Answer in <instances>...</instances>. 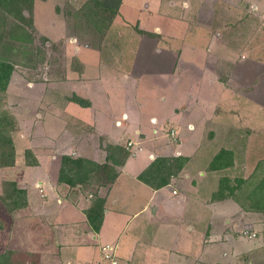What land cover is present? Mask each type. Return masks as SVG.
<instances>
[{
	"label": "crops",
	"instance_id": "obj_1",
	"mask_svg": "<svg viewBox=\"0 0 264 264\" xmlns=\"http://www.w3.org/2000/svg\"><path fill=\"white\" fill-rule=\"evenodd\" d=\"M249 4L264 13V0H123L114 22L132 31L117 33L115 39L110 36L118 45L104 52L75 42L78 66L68 72L67 83L91 104L42 99L44 107L50 104L53 111L67 112L68 118L75 119H69L61 143L100 162L106 160V142L133 151L119 167L116 180L98 188L97 193L106 198L99 231L86 214L93 198L84 184L59 180L60 154H50L42 146L33 151L37 163L19 159L16 165L3 167V172L32 171V179H24L30 186L26 207L14 213L8 228L0 226V252L15 250L17 264H28L32 255L39 261L36 264H110L103 257V246L111 244L117 254L115 264H227L228 258L234 264H264V212L248 208V182L234 194L213 200L220 177L236 176L227 170L231 166L208 168L221 147L236 154L243 148L250 153L252 147L264 146L261 139L258 145L253 142L260 135L256 131L264 133V103L249 95L236 99L244 87L232 88L216 76L221 66L234 71L232 64L245 55L240 46L245 40L237 45L230 35L235 32L233 25L242 31L250 26ZM142 28L151 34H142ZM103 40L111 41L108 34ZM52 84V90L59 86ZM158 84L165 87L167 94L161 99L170 98L172 111L166 119L148 120L144 112L158 94ZM48 123L52 132L64 129L54 126L55 119ZM165 124L170 140L162 132ZM41 131L48 129L42 126ZM206 135L226 138L228 144L212 152L206 149ZM159 155L189 158L167 184L155 187L139 174ZM262 157L257 164L247 157L241 162V173L246 177L256 169L252 177H263ZM9 177L27 188L18 178ZM3 210L10 216L9 210ZM246 226L254 227L252 239L240 231Z\"/></svg>",
	"mask_w": 264,
	"mask_h": 264
},
{
	"label": "rangeland",
	"instance_id": "obj_2",
	"mask_svg": "<svg viewBox=\"0 0 264 264\" xmlns=\"http://www.w3.org/2000/svg\"><path fill=\"white\" fill-rule=\"evenodd\" d=\"M102 1L105 2V0H33L30 8L26 6L24 7L23 13L27 18V21L24 22V26L32 33L33 39L28 43H23L21 49L16 52L14 59L17 62L15 63L12 79L9 87L2 95L0 103L2 107H5L13 113L17 123L16 129L13 130L12 134L18 158L15 163L10 166L16 165L19 159L29 163L27 161L28 155L26 150L30 149L33 153L36 148H41L42 146L46 151H50L48 153H58L61 157L63 154L67 153L62 152L64 149L70 152L73 156L82 155L81 153L75 154L73 150H71L72 148H65L61 143L62 138L60 135H63L62 137L66 139V132H63L69 125V119L70 121L75 119L73 118V120H71V116L68 118L67 112L59 114V111H53L50 104L44 107L42 99L46 97H57L59 99L63 98L67 101L72 96L71 94H74L67 83V76L68 72L70 75V71L74 70L72 68L78 66L74 48L75 42L77 43L78 41L81 45L88 44L95 48H104V52H108L110 51V47L119 44L117 41L111 39L110 36L115 39L114 35H117V33H128L129 31H132L130 26L125 25L126 29H124L119 24H115L114 20L117 18L118 14L114 15L115 17H112L111 8L112 6H116L115 0H109L107 3L111 4V6L107 4L108 8L105 10ZM122 2L123 0L120 2L118 10H120ZM252 6L250 4L248 5V8L251 9L250 13H252L250 26L245 31L238 30L239 28L234 25L231 27V30L235 27V32L232 33L233 35H230V38L234 40L235 44L238 45L243 39L245 40L240 44L245 55L240 56L239 54L240 60H236L235 64H232V66H234V71L227 66L225 68L221 66L218 68L216 76H221L220 80L232 88L244 87V90L237 91L241 95V98L239 97L236 99L241 100L243 97L249 95L254 100L264 103V13L261 11V7L259 9ZM97 11L101 12H98L99 14H97ZM12 19L16 18L12 16L10 17V20ZM140 27V23L135 25L136 30ZM141 30H143L142 34H151L145 28H142ZM105 34L109 35L111 41L102 40ZM105 43L107 47L105 46ZM86 50L96 53L95 50H88V48H86ZM200 75L201 74L199 73L196 76ZM53 82H56L59 85L58 88L56 86L55 90H52ZM158 85V94L152 99L151 105L149 106L151 109L149 108L148 112H144L145 117L148 118V120H151V117L156 118L154 116L166 119L170 116L172 111L170 98L168 100L161 99L163 94H167L165 87L160 84ZM41 113L47 116L48 119L42 117L40 115ZM39 119H42V122L39 121ZM54 119L56 120L54 126L59 127L62 125L64 128L63 130L52 132L51 129H49L51 125L48 122L51 120L53 121ZM42 126L48 129L47 133L41 131ZM162 127H164V125ZM168 127V124H165L162 131L166 134L165 140H170V136L167 135L169 132ZM256 132H259L261 135H256L257 138L253 139L255 145H258L257 143L259 142V139H261V143H263L264 133H262V131ZM85 133L89 135L90 132L86 130ZM90 138L91 137H89V139ZM205 139L208 143L206 149H211L212 152H214L219 146L228 144L227 139L222 137H211L206 135ZM159 140L163 141L164 139L161 140V138H159ZM172 144L175 145L174 143ZM73 146L76 151H78L76 140L73 143ZM254 148L255 149L252 147L250 149L252 153H246L247 149L245 148L238 150L235 154V157L237 158L235 167L233 169L231 167V169L227 170H233V176L241 175L246 178L249 183L250 195L253 197V202L258 205H264V180L260 187L257 189H251L258 180L257 178L252 177L256 169L246 177L241 173L240 169L241 162H245L247 157L252 158V164H257L256 160L263 156L261 162H263L264 165V146H261L260 149L258 146H255ZM36 156L34 154V157ZM238 158L240 159V163ZM60 159L61 158H59V160ZM5 166H0V226L1 224H5L8 228L9 223H13L12 216H14V213L17 210L11 211L3 200L2 195L5 192L4 181L9 180L11 178L9 175H12V177H15L16 179L18 178L19 181L21 180L20 185H25L28 180L24 179H32V171L29 172L27 169L21 170L20 168H17L13 170L12 173L7 171L3 172V167ZM97 176L93 177L91 186L87 185L84 188L85 192L92 196V198L96 196L95 190L98 189V184L101 183V177ZM262 176H264V172ZM16 181L18 182V180ZM26 187L27 188H23L27 190L30 186ZM90 191L94 192V194H90ZM241 195L246 198V190H243ZM212 199L216 200L214 198ZM3 209L7 211L9 210L8 212L10 216H5ZM204 224L205 228L206 223ZM253 229L254 227L246 226L242 227V230L240 231L242 235L249 236L248 239H252L253 236H256L255 232L251 231ZM237 233H239L238 230ZM220 253L223 255V250H221ZM239 255L240 257L245 256L243 253ZM35 258L36 256L34 255L29 257L28 264H36L38 260L36 261ZM93 262L97 263V260L93 259ZM225 262H227V264H234V261L231 258H228V260L225 259Z\"/></svg>",
	"mask_w": 264,
	"mask_h": 264
},
{
	"label": "trees",
	"instance_id": "obj_3",
	"mask_svg": "<svg viewBox=\"0 0 264 264\" xmlns=\"http://www.w3.org/2000/svg\"><path fill=\"white\" fill-rule=\"evenodd\" d=\"M121 1L115 0L116 6L111 7L112 17L119 13L118 7ZM102 2L104 10L107 9V4H109L107 2L109 0ZM32 3L33 0H0V103L3 93L9 87L12 79L15 63L17 62L14 59L16 52L21 49L23 43H28L33 39L32 33L24 26L27 18L23 13L24 7L30 8ZM98 12L101 11H97V14H99ZM12 16L16 19L10 20ZM139 30L143 32V30ZM70 99L82 105L91 104L89 99L76 93L72 94ZM16 125V118L13 113L0 104V166L13 165L17 159V150L12 134L13 130L16 129ZM103 147L106 150V160L102 162L82 155L63 154L59 180L71 185L84 184V186H91L93 177L98 175L97 177H101V183L98 184V188L102 185L113 183L120 173L119 167L125 163L131 151L126 145L121 143L106 142L103 144ZM26 153L29 163H37V159L30 149H27ZM188 158L185 155H159L140 172L139 178L152 186H163L169 182L173 174H177L183 168ZM235 159V154L231 149L221 147L209 162L208 168L221 169L228 166L232 167L235 165ZM232 178L227 174L220 177V185L213 193V198H224L232 195L235 189L243 188V185L247 182V179L243 176ZM263 180L264 176L258 179L251 189L260 187ZM233 181L236 184L233 185ZM4 182L5 192L2 196L8 208L11 211H16L26 206L28 204L27 190L20 187L16 180L9 179ZM97 191L98 189L95 190L96 196L92 200V205L86 209V214L93 229L99 231L105 216L106 198L99 195ZM248 196L251 197L249 204H247L248 208L264 212V205L255 204L250 193ZM15 254L16 252L13 249L0 252V264H17L18 259Z\"/></svg>",
	"mask_w": 264,
	"mask_h": 264
},
{
	"label": "built area",
	"instance_id": "obj_4",
	"mask_svg": "<svg viewBox=\"0 0 264 264\" xmlns=\"http://www.w3.org/2000/svg\"><path fill=\"white\" fill-rule=\"evenodd\" d=\"M133 141H129V145L133 144ZM131 151H133V149H130ZM103 257L105 260L109 261L110 264H115L117 263V254L115 252V248L113 245L111 244H106L105 246H103Z\"/></svg>",
	"mask_w": 264,
	"mask_h": 264
}]
</instances>
